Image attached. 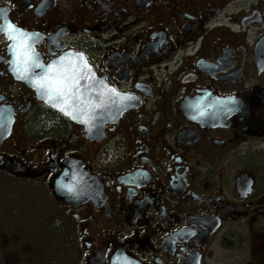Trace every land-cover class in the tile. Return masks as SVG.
<instances>
[{
	"label": "flooded vegetation",
	"instance_id": "flooded-vegetation-1",
	"mask_svg": "<svg viewBox=\"0 0 264 264\" xmlns=\"http://www.w3.org/2000/svg\"><path fill=\"white\" fill-rule=\"evenodd\" d=\"M263 35L264 0H0V176L45 193L0 264H264Z\"/></svg>",
	"mask_w": 264,
	"mask_h": 264
},
{
	"label": "rangeland",
	"instance_id": "rangeland-1",
	"mask_svg": "<svg viewBox=\"0 0 264 264\" xmlns=\"http://www.w3.org/2000/svg\"><path fill=\"white\" fill-rule=\"evenodd\" d=\"M0 181V229L4 227L2 222L7 217L37 220L41 216L40 210L38 209L39 201L45 193L35 183L22 182L18 185L12 183L7 185L8 182L1 176ZM36 225L39 226L38 224ZM40 227L42 228L43 225H40ZM57 233L59 252L61 239L64 237L61 236L60 229H58ZM1 239L0 236V243Z\"/></svg>",
	"mask_w": 264,
	"mask_h": 264
},
{
	"label": "water",
	"instance_id": "water-1",
	"mask_svg": "<svg viewBox=\"0 0 264 264\" xmlns=\"http://www.w3.org/2000/svg\"><path fill=\"white\" fill-rule=\"evenodd\" d=\"M256 52H257V58H258V63L264 64V35L259 39L257 46H256ZM91 97V96H90ZM53 100V105H57L56 102L59 101L60 96L56 95L52 97ZM103 98L106 100H109L110 98H113V96L110 95H105ZM119 97H117L118 99ZM112 100V99H110ZM120 100V98H119ZM66 105V103H64ZM64 113H67L70 115L71 111L65 108L62 104L57 105ZM124 106L119 107L115 103L112 104L110 108H106L105 110H101L102 114H96L97 112L92 111V109L89 112L90 118L94 119L97 116H106L105 119L106 121H109L113 119L114 117H117L123 110ZM69 111V112H68ZM112 117V118H111ZM12 123V113L10 112L9 109H6L5 107L1 106L0 107V140L3 139L8 135L9 129L11 127ZM96 131V129H94ZM1 162V160H0Z\"/></svg>",
	"mask_w": 264,
	"mask_h": 264
},
{
	"label": "snow or ice",
	"instance_id": "snow-or-ice-1",
	"mask_svg": "<svg viewBox=\"0 0 264 264\" xmlns=\"http://www.w3.org/2000/svg\"><path fill=\"white\" fill-rule=\"evenodd\" d=\"M8 29L16 30V29H15V26L12 25L10 22L8 23L7 28L5 29L6 34H7V30H8ZM19 31H22V30H19Z\"/></svg>",
	"mask_w": 264,
	"mask_h": 264
}]
</instances>
